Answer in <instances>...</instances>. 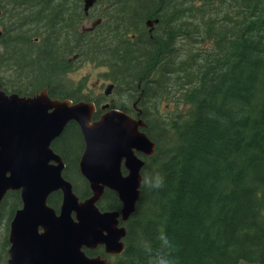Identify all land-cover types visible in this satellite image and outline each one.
<instances>
[{
  "label": "trees",
  "instance_id": "16d2710c",
  "mask_svg": "<svg viewBox=\"0 0 264 264\" xmlns=\"http://www.w3.org/2000/svg\"><path fill=\"white\" fill-rule=\"evenodd\" d=\"M95 4L86 16L84 0H0V82L7 94L30 96L48 88L53 99L100 104L83 91V81L68 79L90 62L116 82L125 104L115 108L132 112L134 102L142 108L157 151L145 159L141 199L127 222L128 249L112 264H143L142 254L129 251L155 246L153 256L164 255L161 235L174 244L187 242L185 235L196 238L197 230L206 243L187 255L181 243L174 245L167 254L177 264H264V0ZM93 16L103 22L83 32ZM155 19L151 32L148 22ZM7 71L14 86L7 85ZM165 101L175 104L172 115L158 110ZM100 116L99 110L94 119ZM52 147L77 195L90 197L80 172V127L68 125ZM148 175L163 178V193L144 191ZM101 200L102 211L121 209L113 191ZM49 202L59 211L62 195ZM1 204L0 264H7L21 192L8 193Z\"/></svg>",
  "mask_w": 264,
  "mask_h": 264
},
{
  "label": "water",
  "instance_id": "95a60500",
  "mask_svg": "<svg viewBox=\"0 0 264 264\" xmlns=\"http://www.w3.org/2000/svg\"><path fill=\"white\" fill-rule=\"evenodd\" d=\"M96 1H84L86 14ZM100 23L93 22L91 30ZM154 23L158 20L148 26ZM96 110L93 102L53 100L47 89L33 97L8 95L0 84V206L13 191H21L23 203L10 225L7 264H109L108 259L88 257L85 249L104 245L110 255L126 252L127 229L120 222L137 212L146 165L140 155L153 157L156 144L143 131V119L111 109L94 122ZM71 122L85 139L80 171L93 194L84 201L63 177L66 165L52 148ZM107 190L118 194L121 212L99 209ZM58 192L62 206L56 212L48 201Z\"/></svg>",
  "mask_w": 264,
  "mask_h": 264
},
{
  "label": "rangeland",
  "instance_id": "374dc122",
  "mask_svg": "<svg viewBox=\"0 0 264 264\" xmlns=\"http://www.w3.org/2000/svg\"><path fill=\"white\" fill-rule=\"evenodd\" d=\"M99 9L96 8V11H98ZM94 11V12H96ZM96 18H98V16H95ZM95 20H91V21H86V23H84V27H89L92 22H94ZM77 70L72 73L69 77L70 81L74 82V83H82V81L85 84V88L83 89V91H85L88 94H92L94 97L97 95H99V90L97 89L99 84L102 83V81H106L107 79H105L103 77V74L106 72L103 68L99 67L98 65H96L95 63H90V62H84L83 64H79L77 67ZM166 103H163L161 105L158 106V110H161L164 113H169L170 115H172L175 112V104L173 102L170 101H165ZM182 106V105H181ZM180 106V107H181ZM216 216V214H215ZM212 222V221H211ZM213 223V222H212ZM196 238L192 237L191 235H185L182 238H186L187 237V242L182 241V242H178V240L176 242H174V245L177 246L178 243H181V246H183V250L185 252V254L187 255V253H191L192 250L194 248H199L200 245L205 244L206 243V239L203 238L202 236H199V230L196 231ZM201 234V233H200ZM158 247L152 246L151 250L157 249ZM130 254L133 255H140L141 253V249H136V250H130L129 251ZM143 264H150V259L145 257L143 258ZM241 264H245V263H241Z\"/></svg>",
  "mask_w": 264,
  "mask_h": 264
},
{
  "label": "flooded vegetation",
  "instance_id": "af4514ba",
  "mask_svg": "<svg viewBox=\"0 0 264 264\" xmlns=\"http://www.w3.org/2000/svg\"><path fill=\"white\" fill-rule=\"evenodd\" d=\"M29 6H30V4H25V7H29ZM13 7L14 8H24L22 4H17V5H14ZM93 19L94 18H91V20H93ZM91 20H87V21H91ZM84 32L85 33L86 32L90 33V31H86V30H84ZM35 41H39V40L38 39H35ZM77 59L76 58H71V59H69L68 62H72L73 60L76 61ZM100 67H102V66H100ZM102 68H104V70L106 71V68L105 67H102ZM75 71L76 70H72V71L69 72L68 79H69L70 75L72 73H74ZM6 75H7V77H5V78H7V81H6L7 82V85L15 84L10 79V72L6 73ZM103 77L105 79H107V80L106 81H102V83L99 84V86H98L97 89L99 90V93L100 94L98 96L97 95L95 96V97L99 98V100L101 102V104H97L98 109L100 110L101 115H104L110 109H117V108L114 107V105H119V104H123L124 103L122 97H120V95L118 94V91L116 89V87H117L116 82L114 80H112L108 76V72L107 71L103 74ZM12 86H14V85H12ZM109 86H112V87H111L110 92L107 93V88ZM37 93H39V91L38 92H34L30 96H33V95H35ZM107 104L109 105V107H107V109H105V110L101 109L102 106H105ZM138 107H139V104L137 102H134L132 104V112H130V110L128 109L127 111H129V112H127V113H130L131 115H134L136 117V114L137 113H136L135 110H137ZM143 158H145V157H143ZM123 173H124V175H128V171L126 170V168H123ZM120 224H121L120 225L121 227L125 226L124 224H122V222ZM89 250L94 254V256H91V257H100V258L101 257H105V258H108L109 261H111V264L113 263L114 259L116 258V256H112V255H110V254L107 253L104 245H101V246H99L96 249H87V251H89ZM88 256H90V255H88Z\"/></svg>",
  "mask_w": 264,
  "mask_h": 264
},
{
  "label": "clouds",
  "instance_id": "9594fccd",
  "mask_svg": "<svg viewBox=\"0 0 264 264\" xmlns=\"http://www.w3.org/2000/svg\"><path fill=\"white\" fill-rule=\"evenodd\" d=\"M165 188L166 184L163 178L159 176L148 175L144 179V191L149 194L159 195L164 192ZM159 241L166 250V254L153 256L151 248L148 246H144L141 249L142 255L147 258H150V264H177L174 257H172L170 254H167L174 248L172 240L167 235H161L159 237Z\"/></svg>",
  "mask_w": 264,
  "mask_h": 264
}]
</instances>
